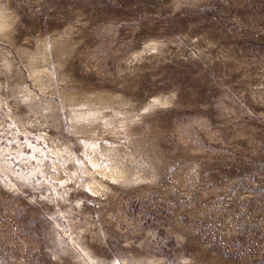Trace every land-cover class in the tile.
Listing matches in <instances>:
<instances>
[{"label":"rangeland","instance_id":"1","mask_svg":"<svg viewBox=\"0 0 264 264\" xmlns=\"http://www.w3.org/2000/svg\"><path fill=\"white\" fill-rule=\"evenodd\" d=\"M0 264H264V0H0Z\"/></svg>","mask_w":264,"mask_h":264}]
</instances>
